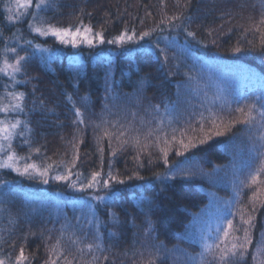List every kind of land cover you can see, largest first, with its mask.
Wrapping results in <instances>:
<instances>
[{"label": "trees", "instance_id": "obj_1", "mask_svg": "<svg viewBox=\"0 0 264 264\" xmlns=\"http://www.w3.org/2000/svg\"><path fill=\"white\" fill-rule=\"evenodd\" d=\"M36 11L44 25L91 27L96 46L71 55L27 48L26 81L20 75L10 88L25 94L23 111L9 120L19 119L16 131L24 132L13 150L23 165L47 168L55 184L47 185L49 193H1L0 259L14 264L23 248L25 264H46L56 258L49 250L59 240L64 255L57 264L65 257L72 264H148L156 257V264H198L208 226L232 220L223 247L243 237L241 216L249 215L255 217L253 242L240 264L264 259H253L264 233V172L251 182L264 159V129L238 123L204 145L196 138L201 114L217 113L227 124L239 118L238 106L262 94L264 51L249 50V42L259 44L254 26L264 28V0H48ZM18 24L38 47L51 41L32 32L28 19ZM17 29L11 25L13 37ZM145 31L151 35L139 39ZM125 33L133 39L109 42ZM237 45L244 51L236 53ZM230 71L236 75L230 92H213L212 81ZM168 113L176 119L165 129L161 117ZM203 126L208 131L210 122ZM180 139L197 147L184 151ZM69 168V180L55 179ZM94 172L100 173L97 185L81 191ZM43 178L19 175L13 185L44 186ZM97 243L100 249H87ZM205 261L215 264L211 254Z\"/></svg>", "mask_w": 264, "mask_h": 264}, {"label": "snow or ice", "instance_id": "obj_2", "mask_svg": "<svg viewBox=\"0 0 264 264\" xmlns=\"http://www.w3.org/2000/svg\"><path fill=\"white\" fill-rule=\"evenodd\" d=\"M18 8L28 9L32 7L33 0H17ZM34 7L36 9L42 10L46 7H48V0H38L37 3H35ZM11 11V10H10ZM21 15H24L22 13ZM32 19L35 20L36 17L32 16ZM7 21L9 23L19 22V18L14 14L7 17ZM259 25H264V18H262L259 21ZM30 28H32L33 31L39 33L42 36L52 35L60 40V43L62 44H72L77 45L78 44V37L83 35V39L80 40V43L86 42L90 46L93 42V36L89 35L92 34L93 30L91 27L85 28L83 33L81 32L80 28H76L74 31L71 28H58L54 27L50 24L44 25V24H30ZM254 30L256 32L261 33L259 38V44H252V42H249L251 45V48L249 50H252L254 48L259 47L262 51H264V28L260 26H254ZM95 36H98L100 38V42L103 43V34L102 33H95ZM133 35H135L133 33ZM151 35V32L145 31L143 32L139 39L143 40L145 37H149ZM190 36H194V33H188ZM132 40L133 36H129L127 33L123 35H119L115 37L113 41H109L110 43L120 42L123 43L125 39ZM236 53H240L244 51L239 45H237L233 49ZM9 51L16 52V49H10ZM167 59V57H165ZM25 60L24 56H18L13 63H10L5 57L3 61V67H0V72L10 75L12 77L15 76L16 73H19L22 71V64L21 62ZM264 79V78H262ZM9 96H11L12 101L14 103L10 102L8 105H0V113H10V112H22L23 111V99H24V93H9ZM237 104H240V101H235ZM225 104L230 103L229 101H224ZM77 115L81 116L79 113V110L77 109ZM236 113L239 114L238 119H232L229 120L227 124L224 123L223 118L221 116H218L217 113L210 112L209 116L205 118L203 114H201V127L200 132L203 133V137L198 140V143L200 145L206 144L209 140L215 137H222L225 136L228 131L231 130V128L235 127L236 124H243L248 127L257 126L260 129H264V85H262V94L260 96H256L253 98V102L248 103L245 102L242 106H238L235 109ZM207 119L210 122V128L208 131H205L203 126V121ZM83 122L82 118L81 121ZM21 121L19 119H16L14 122H9L7 119H0V153H6L3 158H0V168H7V169H13L17 173L23 176H33V174L39 175L40 177H46L48 175V169L47 168H41L35 163H25L23 165V168L18 166L17 161L21 159H25L24 157H19L14 150H12V140L16 135L24 136V132L17 133V129L21 125ZM105 136L110 135L107 130L104 132ZM123 135V133H121ZM261 141L264 142V135L260 137ZM173 141H176L175 135L172 137ZM7 143H4V142ZM25 143H27V140H25ZM180 148L184 151H187L190 148L197 147V143L194 142L192 139H189L187 143H185L184 139H180L178 141ZM261 148H264V143L261 144ZM36 151H39V149H36ZM102 151V149H101ZM161 151L164 153L165 157V163H167V151L165 149H161ZM184 151H180L179 155H184ZM113 155H115V152H113ZM260 156L264 157V151L260 152ZM74 163V162H73ZM264 172V159L261 160L260 166L257 169V174L253 175L251 177V182L253 184L257 183V180L259 179V173ZM72 175L71 169H67L66 173L64 175H57L55 179L61 180V181H67L70 179ZM100 176L99 172H94L92 174L91 180L87 184H82L80 187L81 191H84L85 189H91L95 187L98 183L97 178ZM110 179H116V177H111ZM131 179V177H129ZM47 179L44 180V183H47ZM117 183H124L123 180L116 179ZM104 187H109L108 181H104ZM73 187L76 185L73 184ZM258 191V190H257ZM255 198H256V192L253 193V209L252 211L255 212ZM96 199H103V197H96ZM264 206V205H262ZM255 217L254 215H249L248 219H244L243 216H241L242 223L247 225L246 228L243 230V237H233V241L230 245L224 244L222 247L220 243H208L205 241L203 243V249L204 251L201 253H198L197 255L200 257L198 264H210V262L205 261V255L211 254L213 255V260L215 261V264H229V262H234V264H240L241 261L244 260L245 256L248 254L249 246L252 245L253 238L251 234V229L255 227L253 221ZM97 226V232H96V239L99 240L101 237V234L98 230V224ZM226 227L227 231L224 230V224L220 223L217 225L216 231L217 233L222 232L223 236L222 240H227L229 233L234 230L233 222L231 219L226 220ZM77 241H73V243H76ZM95 247L96 249H100L101 245L97 243L95 246L93 244H88L87 249L91 251ZM162 247V245H161ZM60 248V242L57 241L56 245H54L49 251L56 257L53 259L52 257L49 258V261H46V264H57V259H59L61 256L64 255L62 251H58ZM81 251H83L81 249ZM258 257H264V233H261V238L257 242L256 246V256L253 257V259H257ZM28 259V257L24 253V249L21 248L19 255L15 258L14 264H25V261ZM107 259V257H105ZM156 259H159V257H156ZM156 259H150L148 261V264H156ZM0 264H6V261L4 259H0ZM65 264H72V260L67 259L65 257ZM161 264H163V260H161ZM193 264H196L194 261ZM258 264H264V259H259Z\"/></svg>", "mask_w": 264, "mask_h": 264}, {"label": "rangeland", "instance_id": "obj_3", "mask_svg": "<svg viewBox=\"0 0 264 264\" xmlns=\"http://www.w3.org/2000/svg\"><path fill=\"white\" fill-rule=\"evenodd\" d=\"M34 2V0H33ZM0 5H3V7L0 6V26L3 25L6 27L7 29H9V31H5L4 32L0 29V67H3V61L5 59V57H7L8 61L10 63H13L15 61V59L18 56H24L25 60H26V56L25 53L27 51V48L31 47L32 45L34 47L38 48L39 52H45L46 54H50V51H53L54 53H67L68 55H71L73 52H76L77 48L82 47V46H90L88 43L83 42L80 43L79 41L83 39V35H81L80 37H78V44L77 45H72V44H62L60 43V40L52 35H47V36H42L39 33L35 32L32 30V28L29 27V29L34 32L35 34L40 35L42 38H45V40H51L49 42L46 43H42L44 46H40L38 47L37 44H35L36 42H34L30 37H27L26 32L24 31V27L23 25H20L18 23L24 22V20L28 19L29 20V25L30 24H42L43 22L40 21L38 19V11H36L35 8L32 7L28 8V9H23V8H18L17 5V0H0ZM11 10V11H10ZM22 13H24V15H21ZM16 15L19 18V22H14V23H9L7 21V17L10 15ZM32 16H35L36 19L33 20ZM11 25H17L18 29L15 33V36L13 37L12 31L10 30ZM83 33V32H82ZM91 35V34H89ZM50 45H49V44ZM104 43V42H103ZM94 44V47L96 46V43H94V38H93V42H92V46ZM105 45L110 46L109 43H105ZM48 47V48H47ZM16 49V52H12L9 51L10 49ZM99 49H97L96 51H98ZM111 51V50H109ZM25 60L21 62L22 64V71L19 73H16L14 77L10 76V75H6L2 72H0V85L4 86V91H2V93L0 94V105H8L10 102L14 103V101H12L11 96H9L8 94L10 93V88H13L16 86V84L19 82L20 79V75L23 76L25 78V73H24V63ZM236 79V75L234 72L230 71L227 74L224 72L223 74H221L218 77V82H213L211 83V86L213 87V92L214 91H221L223 93H227L230 91H225L228 87L232 86L233 83L232 81ZM26 81V78H25ZM16 112H10V113H0V119H7L10 120ZM162 124L164 125L165 129L166 127L171 124L172 122L175 121L176 119V115H173L172 113H168L165 115H162ZM205 131H207L205 129ZM229 132V131H228ZM166 133V130H165ZM166 137H167V133H166ZM201 137H203V133L200 132V129L197 130L196 133V138L200 139ZM15 138V137H14ZM14 138L12 140V150H13V143H14ZM187 142V139H186ZM4 143H7L6 141ZM171 150V147L166 146V151L169 153ZM6 153H0V158H3V156H5ZM18 166H20L21 168H23V162L22 161H17ZM12 174L14 178H12L10 175ZM20 174L17 173L16 171H14L13 169H7V168H0V198H2L1 193L3 192H11V193H15V194H31V193H49L50 189L48 188L47 185H54L55 183H53L52 181L50 182L49 178H47V176L45 178L40 177L39 175H37L40 178H43L44 180L47 179V183H44V180L42 182H40V184L44 185V186H39V187H30V186H26L25 185H13L15 184L14 180L18 178ZM23 176V175H21ZM25 178V177H22ZM9 185H13L12 187H8ZM54 190V188H52ZM106 192V191H104ZM96 197V196H95ZM99 200V199H98ZM217 224H214L213 226H208L207 230L205 232V236H204V241H207L208 243H220L222 244L225 240H222L220 238H222L223 233L220 232L218 233L216 236L217 237H213L212 233L216 232V228H217ZM224 230L227 231V227L226 224H224ZM232 242V241H231Z\"/></svg>", "mask_w": 264, "mask_h": 264}]
</instances>
